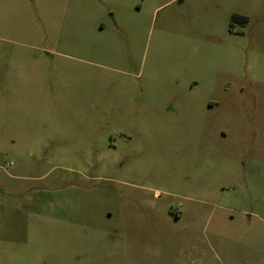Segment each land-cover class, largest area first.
<instances>
[{
	"label": "rangeland",
	"instance_id": "374dc122",
	"mask_svg": "<svg viewBox=\"0 0 264 264\" xmlns=\"http://www.w3.org/2000/svg\"><path fill=\"white\" fill-rule=\"evenodd\" d=\"M0 264H264V0H0Z\"/></svg>",
	"mask_w": 264,
	"mask_h": 264
},
{
	"label": "trees",
	"instance_id": "16d2710c",
	"mask_svg": "<svg viewBox=\"0 0 264 264\" xmlns=\"http://www.w3.org/2000/svg\"><path fill=\"white\" fill-rule=\"evenodd\" d=\"M233 19H234V20H237V19H244V20H247V17H245V16H240V15H237V14H234V15H233Z\"/></svg>",
	"mask_w": 264,
	"mask_h": 264
}]
</instances>
